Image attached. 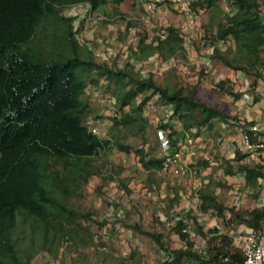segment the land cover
<instances>
[{"label":"trees","instance_id":"obj_1","mask_svg":"<svg viewBox=\"0 0 264 264\" xmlns=\"http://www.w3.org/2000/svg\"><path fill=\"white\" fill-rule=\"evenodd\" d=\"M122 1L0 0V264H33L36 254L45 250L53 254L56 242L62 240L64 244L67 238L75 239L73 224L77 212L69 200L80 194L91 177L110 179L109 186L117 182V197L107 194L105 198L107 192L98 188L111 206L110 215L115 217L111 225L123 223L127 211L120 197L129 190L122 177L103 173L101 166H106V160L99 158L107 151L117 149L132 154L141 168L157 172L164 158L157 129L168 131L171 146L177 150L184 142L179 141L181 138L193 140L203 127L212 130V122L218 121L212 134L219 147L224 137L253 122L199 101L193 87L172 81L179 73L175 66L165 70L169 74L163 81H156L153 72L140 73L132 67V59L142 61L152 55L166 59L181 54V38L174 27L168 28L163 40L139 37L135 49H130L131 58L125 66L118 67L115 58L107 55L106 46L103 59L97 60L87 43L76 39L75 22H84L80 15L61 12L63 7L87 3L92 13H106L110 8L113 15L121 16ZM216 1L192 3L197 14L201 8L211 7L212 21L204 31L215 45L212 60L242 72L247 78L246 90L251 91L256 102L260 96L255 87L264 76V0H225L233 11L224 14ZM113 19L100 20L104 24ZM135 23L132 19L126 21L123 32L127 33ZM221 38L226 41L223 48L216 45ZM108 41L103 39L106 45ZM101 78L113 84L110 101L116 110V116L108 117L109 135L105 136L89 133L87 123L93 119L92 111L84 100L85 87L101 86ZM226 81L219 80L221 91L234 100L243 96L244 90L225 87ZM151 107L156 113L160 107L166 111L160 117L151 116ZM173 118L181 124L180 129L171 124ZM153 128L155 138L151 144L148 133ZM260 133L264 136L263 130ZM130 137L139 140L133 145L128 141ZM246 154L236 145L233 157L224 159L221 166L225 174L242 173L246 184H251L258 177L264 178V172L260 163L245 161ZM208 163L206 158L201 163L195 160L190 166L200 164L204 168ZM122 170L119 165L115 172L121 175ZM214 187L213 182H208L196 190L199 211L213 213L224 229L229 224H244L250 229L264 230V204L250 209L225 205L214 194ZM177 200L176 194L167 199L170 205ZM118 209L124 211L122 217L117 216ZM105 214L101 212L95 219L91 215L98 228L109 227L110 216ZM175 218L171 229L183 244L178 248H168L160 231L132 225L165 251L163 264L242 263V253L227 231L216 226L202 230L193 219L196 232L206 239V248L198 251L186 230L187 218L193 216L187 213L186 217ZM24 225L27 235L21 227ZM25 238L28 244L24 246Z\"/></svg>","mask_w":264,"mask_h":264},{"label":"rangeland","instance_id":"obj_2","mask_svg":"<svg viewBox=\"0 0 264 264\" xmlns=\"http://www.w3.org/2000/svg\"><path fill=\"white\" fill-rule=\"evenodd\" d=\"M215 3L220 9L221 14L230 11V6L225 0H217ZM119 9L123 13L121 16L116 14L113 15L109 8L106 13L103 11H95V13H92V15H96L95 17L92 16L93 20L88 19L83 23L80 21L75 22V36L81 43H87L86 46L91 49L93 56H95L97 60L103 59V55L106 53L105 46H107L108 50L114 52V54H111L112 56L110 59L115 58L114 62L117 63V66L123 67L126 65L125 61L128 58H131L129 56L130 49H135L134 46H136V43L134 41L139 39L133 38V32H123L126 21L129 19L136 21L135 25L132 26L138 29L137 37L143 36L149 39L151 35L145 31V28L140 23L143 8L139 3L133 2L132 0H123L119 4ZM72 11L73 7H63L61 10L64 15H67ZM210 11L211 7L201 8L200 12L197 14L200 27L203 30H205V28H207L212 21ZM102 17L105 19H113L114 17V19L111 23L103 24L102 20H100ZM178 20L176 15H172L171 24H174V27H177ZM214 29L215 25L212 30ZM103 39L110 40V42L108 41L109 44L106 45L103 42ZM192 43L193 46L187 54L189 58H193L195 53L200 49L199 44L195 41V39ZM183 49H186L185 45ZM126 52H128V54H126ZM175 58H177L181 63H187L188 61L187 57L182 52L181 54H176ZM106 61L110 63V60ZM159 61H161V58H159L158 62ZM130 63L132 64V67L135 70H139L140 73L153 72L156 81H163L165 79V75L169 74L165 71L168 68L163 69L159 63L151 65L153 63L150 64L147 62V59H143L142 61H135L132 59L130 60ZM187 67L190 70V73L186 74L178 70L179 73L176 74V77H173L172 79L171 76H167V79H172V81L178 80L179 85L182 84L184 86L193 87L195 97L201 102L218 107L228 113H231L234 109H236V100L232 99L229 94L221 91L219 87L216 89L211 88L210 82L213 78L218 79V81L221 79L226 81L227 79L225 87L231 85L234 90L240 91L239 89L242 86L240 79L246 78L242 72L239 73L233 69H229L215 60H212L213 68L210 69V73L208 75L203 76L197 69V66L195 67L193 64L188 63ZM262 82L264 83V76L262 78ZM100 83L101 86L96 87L99 88L101 92H106L107 95H110L113 90V84L109 82L108 84L103 78L100 79ZM89 86L94 85L90 84ZM244 87H246L245 84ZM246 91L247 95L251 93L249 90ZM84 100L91 108L92 118H101L103 130L101 134L104 136L109 135L110 121L107 117L101 115V110L102 108H110L112 106L111 102H98L87 93L84 94ZM262 102L264 101L262 100ZM161 108L162 107H160L159 110H161ZM259 108H262L261 105H259ZM218 124V121L212 122V125L215 127H217ZM212 129V133L216 132L214 127H212ZM148 138L149 142L152 144L155 138L154 128L148 133ZM138 140L139 139L133 137L128 138V141H131L133 145L135 144V141L137 143ZM231 142L232 144L230 147H218L216 142L213 141L211 142V150H208L206 145L207 143H210V141H195L194 138L193 140L189 139V141H185L186 152H183V150L180 152H182V154L185 153V155H191V160H196L201 163L203 159H206L205 153L214 154L216 151V154L221 156L234 154V148L238 145V142ZM233 144L234 147L232 146ZM161 154L163 156L162 151ZM260 156L262 155H259L258 157ZM99 159H101V161L106 160V166H101L103 173L107 171V174H113L116 178L122 177L127 183V190L129 191H127L126 195L121 194L122 196L120 197L124 203V209L127 211V217H125L124 221H122V224L116 223L115 225H111L113 224L111 223V220L115 219V217L114 215H110L111 208L104 201L102 197L104 193L100 192L98 186L101 187V191L103 190L107 192L104 194V197L108 198L107 194L110 195V197L115 194H117L116 197L119 196L117 192L118 184L117 182H113L109 186L108 182L110 179L100 178L99 180L97 177H91L89 181L81 187L80 194L69 200L70 206H72L73 210L77 212L75 223L73 224V229H75L73 236L75 239L72 240L71 238H67L64 244H62V240L56 242L53 246V250H55L53 254L48 253L47 250L42 251L36 254L32 259L33 264H163V259L166 256L162 252V249L158 248L148 236L136 232L132 226L134 223L141 226L144 230L160 231L163 234V239L168 248L182 247L183 244L177 235L172 232L171 225L174 223V218L177 217V215L185 216V199L179 198L170 205L167 201V197L173 189L177 188L178 191L180 187L179 191L183 193H185L187 189H190V194L187 196L188 201H191L192 209L199 211V200L195 197V191L198 189L196 187H200L197 181L205 167L203 168V166L199 164L193 168V166H189L188 163H186V167L188 168L189 166V169L183 174L173 176V174L168 175L167 171H158L156 173L152 170H144L138 165L136 158L132 154L120 152L117 149L107 151V155L100 157ZM247 160L248 159H245V161ZM95 161L98 162L99 165L101 164L99 162L100 160H97V158H95ZM119 165H121L123 169L121 171V175L115 172ZM210 167L217 166L212 164ZM232 178H237V176L234 175ZM193 180L196 186L191 188L190 184L194 185L192 184ZM173 181H175L176 184L173 183L174 186H169V184L173 185L171 184ZM235 184L241 188L240 191L243 193V185L236 182ZM159 187H163L161 191L159 190L160 192L165 189L164 196H159L157 191ZM148 192L151 194L147 195ZM230 195V203L232 205L237 193L232 192ZM155 196L158 200L154 198ZM157 202L160 203L159 206L157 205ZM247 202L250 203L248 199ZM101 212L106 213V217L110 216V221L108 222L110 225L109 227L105 226L107 228V237H103V239L100 236L103 232V230H101L103 227L98 228L97 224L91 219V215H94L95 219V217L100 215ZM203 216H206V219L203 220V224L214 223L215 216L213 213L205 212L201 214V217L198 216L197 218L202 219ZM195 221L193 222L194 225L196 224ZM220 223L224 229L223 223ZM220 223L218 222L217 224L219 228H221ZM214 224L212 226H216ZM237 226L238 224H229L228 227H225L226 231L228 230V232L231 233L236 246L238 244V236L242 233V231L234 232L238 229ZM21 227L25 231L24 234L27 235L28 228L26 225ZM230 229H232V231H230ZM19 231L21 230H17V232ZM193 237V241L195 242L197 248L202 249L206 244V239L202 240L200 237L192 235V238ZM26 244H28L27 238L24 239V246Z\"/></svg>","mask_w":264,"mask_h":264},{"label":"built area","instance_id":"obj_3","mask_svg":"<svg viewBox=\"0 0 264 264\" xmlns=\"http://www.w3.org/2000/svg\"><path fill=\"white\" fill-rule=\"evenodd\" d=\"M139 3L143 8L141 15V24L145 31L151 36L149 39H165L168 35V28L172 26V13L178 14L179 20L176 27V32L181 38L182 53L187 57V63H181L175 56L162 59L158 55H152L147 59L151 65L159 63L164 68L175 66L183 73H190L187 65L193 64L202 75H208L212 67V51L215 45L209 42L208 35L201 29L198 24L197 13H195L192 3L196 0H133ZM224 1V0H221ZM137 28L131 26L128 31L134 33V38L137 39ZM197 32V34H196ZM199 44V51H197L193 58L188 57V51L193 46V41ZM138 39L134 42L137 43ZM226 44L225 39H219L216 45L223 48ZM185 45L186 49H183ZM210 49V52H209ZM159 58L161 61L158 62ZM218 79L213 78L210 82V87L216 89L218 87ZM86 93L100 102H111L107 94H103L96 86L86 88ZM243 96H246L244 93ZM156 109L151 107L150 111L154 112ZM264 110V108H263ZM101 115L104 117L116 116V110L113 106L110 108H102ZM106 119V118H105ZM158 124L157 122H155ZM90 131L94 134L102 133L101 118H94L88 125ZM102 130V131H101ZM262 128L257 123L248 124L245 129H239L238 148L247 152L246 159H257L259 155L264 157V137L261 135ZM157 137L160 141L161 150L163 152V161L161 169L170 172L173 175L183 174L186 170V164L181 160L180 148L174 150L171 146L168 137V131L164 129H157ZM190 139V137H188ZM255 139V140H254ZM123 210L118 209L117 216H123ZM107 219H110L108 217ZM177 219V218H175ZM107 237L105 227L103 228L102 236ZM237 247L240 249L243 261L241 264H264V230L263 229H248V231L241 234L237 240ZM227 260V258H224Z\"/></svg>","mask_w":264,"mask_h":264},{"label":"crops","instance_id":"obj_4","mask_svg":"<svg viewBox=\"0 0 264 264\" xmlns=\"http://www.w3.org/2000/svg\"><path fill=\"white\" fill-rule=\"evenodd\" d=\"M230 10L231 11H229V12L233 11L231 9V7H230ZM174 12L171 15H176L177 20H178V14H175ZM198 24H199V21H198ZM172 27H174V24H172ZM174 28H176V27H174ZM181 51H182V49H181ZM240 80L242 82V84H241L242 86L239 90L240 91L244 90L246 96H242L236 100V104H237L236 109H234V111L231 112L230 114L239 115L240 117H242L243 119H246V120H253L252 124L253 123L259 124V126L264 131V110H263L264 102H262V100L264 101V83L262 82V80H259V83L255 87V90L259 94L260 99L256 102H254L252 100L251 93L247 95V91H246V89H244L247 87L246 78H241ZM244 84L246 85V87H244ZM259 105H261L262 108H259ZM150 109L151 108L148 109V112L150 113L151 116H154V114H155V117L162 116L163 114H161V113L166 111L165 109L161 108V110H157V113H156V112H151ZM159 112H160V114H159ZM171 124L173 125V127L175 129L181 128V124L177 121L176 118L171 119ZM213 127H214V130L217 129V127H215V126H213ZM207 129L203 127L200 130V132L194 138H195V141H210V143H207L206 146L208 147L207 148L208 150H211V148H212L211 142L215 141V136H213V134H212L213 129L212 130H210V128L208 130ZM179 141H181V142L184 141V143H185V141H189V139L188 138H184V139L181 138ZM221 141H223V142H222V144L219 145L220 147H223V146L230 147L232 144L231 141L239 142V130L236 131V134L234 133V134H231L229 136H226ZM184 143H180L179 148L181 151L183 150V152H186V147H185L186 143L185 144ZM232 146L234 147V144ZM233 155L234 154H227L225 156L224 155L221 156V155H217L216 151L214 154L205 153V157L208 158L209 164L210 165L213 164L214 166H217V167H210L209 164L207 166H205L204 171L201 172V176H200V178H198L197 183L199 184L200 187H202V186H205L206 183H208V182H213L215 184L214 194L225 205L231 206V203H230L231 195L230 194L232 192L237 193V195L235 196V199H234V203H233L234 205H236L237 208L250 209V208H253L255 206L258 207V206L263 205L264 204V178L258 177L256 179H254L253 183L246 184V181H245L242 173H235L233 175H227L224 173V170H223V167L221 166V164L223 163L224 159L232 158ZM186 156L189 158H187ZM191 158H192L191 155L190 156H189V154L185 155V153L182 154V152H181V160L183 163H185V164L188 163V165L190 166V162L192 163L195 161V160L194 161L191 160ZM249 161H250L249 163H252V164L260 163L262 165V170L264 172V157L261 156V158L258 157L257 159L255 158V159H251ZM189 166H188L187 170L189 169ZM159 172H165V171L161 169V170H159ZM167 173H168V175H171L170 172H167ZM234 175L237 176V178H232ZM235 182L238 184L241 183L243 185V188H244L243 193H241V191H240L241 188L238 187L237 184H235ZM173 183L176 184L175 181L171 182V184H173ZM218 183H220V184H218ZM174 184L173 185L169 184V186H174ZM192 184H194V185L190 184V186H191V188H194L196 186L194 183V180L192 181ZM200 187H196V188L199 189ZM161 189H163V187H159L157 189L159 196H162V195L164 196L165 195L164 194L165 189H164V191L160 192ZM179 190H180V187H179ZM179 190L177 191V188L173 189L171 191L172 194L169 193L167 199L169 200L170 198H172L174 196V194H176L178 196V199L179 198L185 199V203H184L186 205V207L184 208L185 209V217H186L187 213H189L190 215L193 216V218H187L188 225L186 227V230L189 232V235L191 236L192 240L194 239V237L192 238V235H194L196 237H200L202 240H204L205 238H203L199 233L196 232L195 225L193 224V219L198 222V224L202 227V230H206L207 227L212 226L214 223H215L214 225H216L219 228V226L217 224H218V222L220 223V220H218L217 217L214 215L215 216L214 223L203 224V220L206 219V216H203L202 219H199L197 217L198 216L201 217V214H203L205 212L202 213V211H196V209H192V207H191L192 203H191V201H188L187 196H189V194H190V189H187V191L185 193H183ZM195 193H196V191H195ZM150 194H151L150 192L147 193V195H150ZM195 197L198 198L197 194H195ZM154 198L156 200H158V198L156 196ZM247 199H248V201H250V203L247 202ZM159 204L160 203L157 202L158 206H159ZM240 206H242V207H240ZM109 207L111 208V206H109ZM226 214L228 216V213H226ZM216 221H217V223H216ZM220 225H221V223H220ZM237 227H238V229L235 230L234 232L242 231V233H240L239 236L241 234H243L244 232L248 231V229H249L244 224H238ZM105 230L107 231L106 227H105ZM219 230L226 231V229L222 228V225H221V228H219ZM230 231H232V229H230ZM227 232H228V230H227ZM229 234H231V233H229ZM100 236H102V234ZM239 236H238V238H239ZM235 245H236V243H235ZM195 248L198 251L204 250L206 248V244L202 249H198L196 245H195ZM162 252L165 255V251L162 250ZM185 264H188V262L186 261Z\"/></svg>","mask_w":264,"mask_h":264},{"label":"clouds","instance_id":"obj_5","mask_svg":"<svg viewBox=\"0 0 264 264\" xmlns=\"http://www.w3.org/2000/svg\"><path fill=\"white\" fill-rule=\"evenodd\" d=\"M133 1V0H132ZM133 2H136V1H133ZM137 3V2H136ZM70 7H73V11L71 12V13H69L68 15H72V14H77V15H80L81 16V18L82 19H84V21L85 20H88V19H91L92 18V16L94 17V15H92V10H91V7H90V5L89 4H87V3H82V4H76V5H71ZM82 9L79 13H78V11L77 10H79V9ZM86 14V15H85ZM89 15H91V16H89ZM135 36H137V34L135 35ZM134 38V37H133ZM137 38H139V37H137ZM139 40V39H138ZM137 43H138V41H137ZM136 45V44H135ZM106 50H107V55L109 56V58L112 56L111 54L113 53L114 54V52H112V51H110V50H108L107 49V46H106ZM148 59V58H147ZM101 84V83H100ZM94 86H98V84H96V85H94ZM89 87H93V86H89V85H87L86 87H85V93H86V88H89ZM103 94H106V92H102ZM109 97H110V95H108ZM98 101V100H97ZM99 102V101H98ZM108 119V118H107ZM109 120V119H108ZM88 125H89V123H88ZM88 129H89V127H88ZM89 132L90 133H92L91 131H90V129H89ZM103 132V131H102Z\"/></svg>","mask_w":264,"mask_h":264},{"label":"water","instance_id":"obj_6","mask_svg":"<svg viewBox=\"0 0 264 264\" xmlns=\"http://www.w3.org/2000/svg\"><path fill=\"white\" fill-rule=\"evenodd\" d=\"M90 133V132H89Z\"/></svg>","mask_w":264,"mask_h":264}]
</instances>
